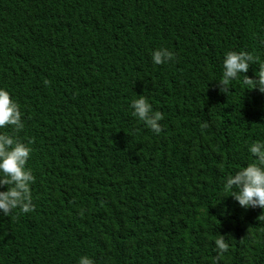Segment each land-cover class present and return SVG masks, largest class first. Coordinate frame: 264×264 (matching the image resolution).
<instances>
[{"label": "trees", "instance_id": "16d2710c", "mask_svg": "<svg viewBox=\"0 0 264 264\" xmlns=\"http://www.w3.org/2000/svg\"><path fill=\"white\" fill-rule=\"evenodd\" d=\"M260 40L264 0H0V87L36 177L35 211L0 216V264H217L218 234L219 264H264V211L221 191L264 140V94L215 82L226 51L264 64ZM160 46L177 62L153 65ZM135 94L160 134L131 116Z\"/></svg>", "mask_w": 264, "mask_h": 264}, {"label": "clouds", "instance_id": "9594fccd", "mask_svg": "<svg viewBox=\"0 0 264 264\" xmlns=\"http://www.w3.org/2000/svg\"><path fill=\"white\" fill-rule=\"evenodd\" d=\"M264 46V40L259 41ZM151 63L155 66L170 65L177 62V54L168 47L160 46L150 53ZM259 64L253 77L246 75L250 65ZM243 76L242 83L248 90L264 94V64L248 51L229 50L224 52L222 75L215 81L220 93L229 95L232 82ZM131 116L154 134L162 132L160 121L162 112L154 110L148 97L137 95L130 100ZM21 105L4 87H0V129H11L10 133L0 132V216L8 217L18 210L20 214L35 211L32 185L36 177L27 167L32 148L30 141L25 142L19 133L25 128ZM251 159L232 173L223 177L222 197H231L244 210L261 209L264 211V140H254L246 145ZM223 170V166H221ZM223 211L227 213L225 204ZM216 261L229 252L228 237L218 234L213 241ZM76 264H96L88 255H80Z\"/></svg>", "mask_w": 264, "mask_h": 264}]
</instances>
